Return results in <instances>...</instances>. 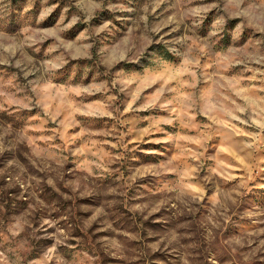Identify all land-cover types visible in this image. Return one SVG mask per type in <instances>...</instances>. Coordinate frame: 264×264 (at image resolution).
Listing matches in <instances>:
<instances>
[{"label":"rangeland","instance_id":"1","mask_svg":"<svg viewBox=\"0 0 264 264\" xmlns=\"http://www.w3.org/2000/svg\"><path fill=\"white\" fill-rule=\"evenodd\" d=\"M0 264H264V0H0Z\"/></svg>","mask_w":264,"mask_h":264}]
</instances>
